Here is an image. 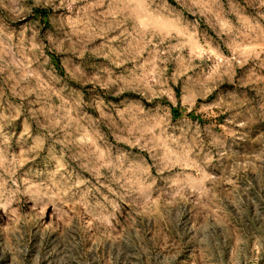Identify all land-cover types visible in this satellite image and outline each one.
Masks as SVG:
<instances>
[{"label":"rangeland","instance_id":"1","mask_svg":"<svg viewBox=\"0 0 264 264\" xmlns=\"http://www.w3.org/2000/svg\"><path fill=\"white\" fill-rule=\"evenodd\" d=\"M0 264H264V0H0Z\"/></svg>","mask_w":264,"mask_h":264}]
</instances>
